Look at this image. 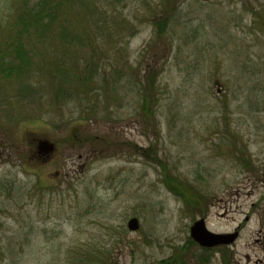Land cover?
Returning a JSON list of instances; mask_svg holds the SVG:
<instances>
[{
	"label": "rangeland",
	"instance_id": "1",
	"mask_svg": "<svg viewBox=\"0 0 264 264\" xmlns=\"http://www.w3.org/2000/svg\"><path fill=\"white\" fill-rule=\"evenodd\" d=\"M19 1L0 0V18ZM107 2L118 26L96 34L87 20V42L44 46L67 73L99 66L84 88L92 114L82 119L75 100L48 107L56 64L25 82L47 98L31 107L16 79L0 77V264H172L181 251L183 264H224L222 249L191 239L200 219L213 233L238 231L230 264H264V0H185L162 41L159 0ZM145 73L157 74L152 120L140 114ZM32 136L56 144L50 162L31 158ZM154 159L206 197V210L169 191Z\"/></svg>",
	"mask_w": 264,
	"mask_h": 264
},
{
	"label": "trees",
	"instance_id": "2",
	"mask_svg": "<svg viewBox=\"0 0 264 264\" xmlns=\"http://www.w3.org/2000/svg\"><path fill=\"white\" fill-rule=\"evenodd\" d=\"M184 2L185 0H159L158 4L161 9V16L154 17L152 21L155 34H157V40H164L167 29L172 25L178 13L177 11H179ZM78 3L82 7V13H77L74 16L75 8L79 6ZM107 8L109 9L107 0H40L34 8L29 7V0H20L17 5L13 4L8 9V13L0 18V77L16 79L21 87L20 95H23L24 100L27 102L26 106L31 107L33 103L39 102V99L46 100L47 98L37 86L32 85L30 87L25 82L31 80L38 72L51 71L52 68L50 66L56 64L54 65V69L56 70L52 74V77H57L58 81L56 84L53 83L54 85L51 87L52 92L49 94L50 101L47 104L48 107H51V109L52 107L63 109L65 100H75L77 101V108H82L80 110L82 119L89 113L92 114L90 107L85 105L90 102L86 98L87 92L85 89H88V86L85 83L92 81L95 75V68L99 66L93 59H88L85 68L89 70V74H80V72L76 74L67 73L60 68L64 66L63 62L66 64V60L64 59L60 62L58 60L60 59L59 56L52 58L51 52L53 50L47 49L44 46L50 40L54 42L56 40L63 41L61 47L64 44L72 45L73 40L81 41L86 39L82 43L87 42L92 37V28L89 29L86 26L87 20L91 22L92 26L98 28L96 34L106 32L111 19L118 26L116 15L111 13L109 16ZM88 12L90 13L86 16ZM75 20L76 31L72 29L74 26H71V22ZM113 30L118 31V28L113 27ZM93 38L95 37L93 36ZM41 46L44 49H41ZM63 53H65V48L61 49V55ZM55 60L58 63L54 62ZM72 63L74 64L72 65L73 68L78 67V62L73 61ZM152 76L154 75L151 73H145L143 78L139 79V84L143 89L141 91L140 114L151 120L154 118L158 105V97L156 95L158 90L156 84L157 74L154 77ZM109 86L105 82L103 90L105 88L108 90ZM6 103L9 104V102ZM41 107L44 110L45 107L43 105ZM46 112H50V109ZM60 114L62 113L60 112ZM3 115L9 118V121H12L11 125L9 124V128L18 124L10 120V117L14 120L19 119V114L16 112L11 114L6 111ZM89 120L92 119H88L87 121ZM150 151V149L143 150V154ZM240 152L242 153V151ZM154 161L163 170V182L166 188L180 199L188 209L191 211L206 210L205 205L208 200L206 197H201V194L194 187L183 183V181L176 177L167 163L158 159H154ZM220 252L222 253L224 264H230L231 259L228 249H222ZM184 253V251H181L179 254H175L168 262L172 261V264H183L182 258L185 257ZM3 255V246L0 240V261ZM102 264L105 263L103 262ZM163 264L166 263L163 262Z\"/></svg>",
	"mask_w": 264,
	"mask_h": 264
},
{
	"label": "water",
	"instance_id": "3",
	"mask_svg": "<svg viewBox=\"0 0 264 264\" xmlns=\"http://www.w3.org/2000/svg\"><path fill=\"white\" fill-rule=\"evenodd\" d=\"M32 142L36 144L37 153L46 160L55 152V145L48 139L32 138ZM127 228L131 232H137L140 229L137 218L128 221ZM191 239L200 247L213 249L217 247L230 246L237 240L239 234H216L209 231L206 227L204 219L196 221L190 229Z\"/></svg>",
	"mask_w": 264,
	"mask_h": 264
},
{
	"label": "flooded vegetation",
	"instance_id": "4",
	"mask_svg": "<svg viewBox=\"0 0 264 264\" xmlns=\"http://www.w3.org/2000/svg\"><path fill=\"white\" fill-rule=\"evenodd\" d=\"M36 151L37 150H34V155H33L34 160L43 161V159H44L43 156L38 155Z\"/></svg>",
	"mask_w": 264,
	"mask_h": 264
}]
</instances>
